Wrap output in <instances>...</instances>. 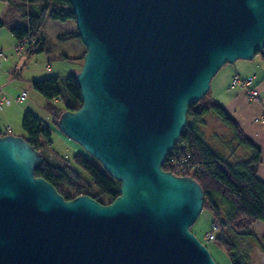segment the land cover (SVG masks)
I'll use <instances>...</instances> for the list:
<instances>
[{
	"label": "water",
	"instance_id": "water-1",
	"mask_svg": "<svg viewBox=\"0 0 264 264\" xmlns=\"http://www.w3.org/2000/svg\"><path fill=\"white\" fill-rule=\"evenodd\" d=\"M85 46L81 105L56 127L119 181L100 203L34 174L38 149L0 134V264H217L190 230L204 202L162 168L188 105L225 63L264 47V0H68Z\"/></svg>",
	"mask_w": 264,
	"mask_h": 264
},
{
	"label": "trees",
	"instance_id": "trees-1",
	"mask_svg": "<svg viewBox=\"0 0 264 264\" xmlns=\"http://www.w3.org/2000/svg\"><path fill=\"white\" fill-rule=\"evenodd\" d=\"M5 2L25 7L23 15L26 24L9 28L17 42L23 37L27 38L25 53L47 50V37L43 34L45 20L74 22V10L68 0H5ZM57 38L79 39V35L75 28L73 31L58 34ZM82 46L83 52L77 56L65 53H61V56L79 59L81 65L85 51V46L83 44ZM258 55L264 59V47ZM79 68L80 66L78 70ZM75 72L31 79V86L45 97V108L55 127L56 120L63 110H75L82 103L79 87L74 78ZM208 92L209 90L200 99L188 105L185 126L172 149L166 154L162 168L178 175H189L200 184L204 192L202 208L210 210L212 216L210 229L215 225L221 231L216 237L218 244L227 250L232 264H248L245 255L234 251L235 243L227 238L223 231L232 229L236 234L237 231L246 233L255 221L264 222V181L257 176L260 151L246 137L222 104L207 96ZM57 101L60 102L59 105L55 104ZM206 114L218 117L229 126L233 137L248 150L245 157L231 161L208 145L198 126V120ZM42 120L31 110H25L21 119L24 132L22 136L38 149L42 156V163L35 169L34 174L51 182L65 199L87 194L105 204L116 197L119 194V181L111 177L100 162L80 145V151L71 157L56 153L51 147L50 127ZM5 133L11 132L0 131V134ZM181 163L186 170L179 173L177 167Z\"/></svg>",
	"mask_w": 264,
	"mask_h": 264
},
{
	"label": "rangeland",
	"instance_id": "rangeland-1",
	"mask_svg": "<svg viewBox=\"0 0 264 264\" xmlns=\"http://www.w3.org/2000/svg\"><path fill=\"white\" fill-rule=\"evenodd\" d=\"M24 8V6H17L15 3L6 4L5 0H0V21L2 22V24L0 25L1 41L6 42L8 41V39H11V44L13 42V44L15 45L16 39L10 32L9 28L11 26H23L26 24L25 17L23 15V12L25 11ZM47 21V25L49 23H52L50 24L51 26H47L45 28L43 27V32L48 33L46 42L47 50L33 52L28 58L25 56V70L27 71V73L26 75L23 74V77L36 79L55 76L58 74H67L71 68H74V65L72 64L70 59H63L61 56V52L76 54V52H78V45H81L80 53L83 52L82 42L78 38L58 39L52 37H56L57 33L60 32V34H62L66 33L67 31H73L76 27L75 23L72 20L62 22L59 20L49 19ZM14 45L12 47V50H9V53L10 55L13 54V56L15 57H20L15 51ZM11 58L12 57H10V59ZM237 60L240 59H236V61ZM229 64L230 63H225L224 65H222L210 80V88L207 95L208 97L211 96L216 100L218 96V98L223 100L222 97L218 94L212 96V92L213 89L216 88V85L222 81V78L224 76L223 71L225 67H228ZM46 66H48L49 69H47ZM75 66H79V64H75ZM76 69L78 70V67H76ZM70 73H73V71ZM2 92L4 94H1V97H5V99L2 101H6L7 97H9V101L12 100L10 95L5 93L6 91ZM26 93L27 96H25L26 99L23 103L27 102L28 104H30L32 106V110L36 112V114L40 115L41 118H44L46 122H48V126L50 127L51 132L50 138L52 140V149L56 153L65 155L67 157H71L75 152L80 151L81 148L79 144H77V142L68 138L65 134L58 130V128L55 127L51 121H48L49 114L48 110L45 108V97L40 92L35 90L32 86L27 89ZM247 96L249 97L248 94ZM258 97L249 98L252 100H256L258 99ZM55 104L59 105L60 102L57 101ZM198 126L204 140L215 152H217L221 156H224L231 161L237 160L241 157H245V154L248 151L246 147L237 142V140L233 137L232 131L229 126L222 122L218 117L214 115L212 116L211 114L203 115L198 120ZM15 132H21L22 134L24 133L21 127V120L17 127H15ZM211 218L212 216L210 210L202 208L199 216L190 226V230L208 248L217 264H232L227 250L223 246H220L217 242L216 237L221 232L220 229L218 228L214 230L216 236L214 239H207L206 237V233L211 228ZM247 231L250 232L236 234L232 229H224L223 234L235 243L236 249H234V251L236 253L246 256V262L248 264H260L255 260V258L257 252L256 249H258L259 253L260 248L258 246H260L261 244V237H264V222L257 220ZM262 242H264V240H262ZM261 264L264 263L262 262Z\"/></svg>",
	"mask_w": 264,
	"mask_h": 264
},
{
	"label": "crops",
	"instance_id": "crops-1",
	"mask_svg": "<svg viewBox=\"0 0 264 264\" xmlns=\"http://www.w3.org/2000/svg\"><path fill=\"white\" fill-rule=\"evenodd\" d=\"M47 22L48 21L45 20L44 28L52 24L49 23L47 25ZM60 33H57V35ZM43 34L46 35V37L48 35L47 32H43ZM52 37L57 38V36ZM15 42L17 43L16 40ZM13 45V42L11 44V39H8L6 42L0 40V50L3 52V56L0 55V98L1 94H4L2 91H6L5 93L9 94L12 99L9 101V97H7L6 101L0 102V131L9 130L11 133L22 135L21 132H15V127L19 124L25 110H33L30 104L27 102L23 103L26 97L23 101H19L17 100V96L21 91H27L31 86L32 78L23 77V74L26 75L27 73L25 70V56L28 58L31 54L25 52L20 54L15 50L20 57H15L13 54L10 55L9 50H12ZM80 52L81 45H78V52H76V54H65L77 56ZM258 56L259 55L256 54L252 59L235 60L233 63H230L228 67H225L222 81L213 89L212 96L218 94L222 97L223 100L218 98V96V100H216L222 104L226 111L238 123L246 137L259 148L260 163L257 168V176L264 181V59ZM10 57L12 58L10 59ZM62 58L69 59L66 57ZM70 60L74 68H71L68 73L72 71L75 72L77 70L76 67L80 66L79 59ZM75 64H79V66H75ZM234 73L239 74L241 77H252L250 86H254L257 89L259 94L258 99H250L247 96L246 89L243 87L238 86V88L237 86H230V80ZM42 119L43 123L48 124L44 118ZM48 121L52 122L50 115ZM237 233L245 232L237 231ZM262 240H264V237H261V244L258 246L260 248L259 253L258 249H256L255 258L260 264L262 262L264 263V242H262Z\"/></svg>",
	"mask_w": 264,
	"mask_h": 264
},
{
	"label": "built area",
	"instance_id": "built-area-1",
	"mask_svg": "<svg viewBox=\"0 0 264 264\" xmlns=\"http://www.w3.org/2000/svg\"><path fill=\"white\" fill-rule=\"evenodd\" d=\"M27 38L23 37V39H21L20 41H18L15 45V50L22 54L24 52L25 46L27 44ZM0 55L3 56V52L0 50ZM47 69H49L48 66H46ZM251 81H252V77L251 76H247V77H241L239 74L234 73L231 77V81H230V86L234 87V86H240L246 89L247 94L249 95L250 98H257L258 94H257V90L253 87L250 86L251 85ZM26 96V91H21V93L17 96V100L21 101L25 98ZM5 97L2 96L0 98V102L2 100H4ZM177 170L179 173H182L183 171L186 170L184 164H180L177 167ZM218 229V226H213L212 229H210L207 233H206V237L207 239H214L215 233L214 230Z\"/></svg>",
	"mask_w": 264,
	"mask_h": 264
}]
</instances>
